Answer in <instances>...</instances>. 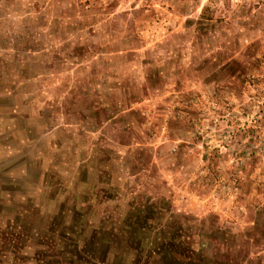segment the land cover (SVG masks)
<instances>
[{
  "label": "rangeland",
  "instance_id": "374dc122",
  "mask_svg": "<svg viewBox=\"0 0 264 264\" xmlns=\"http://www.w3.org/2000/svg\"><path fill=\"white\" fill-rule=\"evenodd\" d=\"M146 226L264 264V0H0V264Z\"/></svg>",
  "mask_w": 264,
  "mask_h": 264
},
{
  "label": "trees",
  "instance_id": "16d2710c",
  "mask_svg": "<svg viewBox=\"0 0 264 264\" xmlns=\"http://www.w3.org/2000/svg\"><path fill=\"white\" fill-rule=\"evenodd\" d=\"M127 226L131 228V231H129V229L127 228L123 229V227H121L119 230L116 229V234L120 235L126 233L128 235H132L134 227L135 226L138 227L139 225L136 223H131L128 224ZM174 227L176 229L172 231L171 233L172 235L170 238L168 236H163V233H160L159 234L160 237H157L155 240L150 239L149 248L147 249L144 248V245L147 243L146 238H148L149 234L152 232L151 231L152 227H148V226L143 227L142 229L146 232L142 234V232L138 230V237H136L135 240L133 239L132 236H129L128 239L126 238L125 241L130 245L128 246L129 249L127 251H129L131 254L134 252L135 258L139 257L144 250L148 251L147 256L144 257L146 259L144 264H148V260L152 258V256L158 257V264H193L195 260L198 261L197 264H208V261H206L205 258H200L201 254L195 251L194 248L191 249V245H188L185 242V239H183V237L179 238L178 236H176L177 229L180 228L176 226ZM246 233L250 236H255L256 229H253L250 232H246ZM229 236L230 239L236 241L235 234ZM238 237L240 238V236ZM132 245H135V247ZM230 254H231L230 252H226L223 254L225 262H222V259H218V257H221L220 254L216 255L212 258L210 264H240L241 261L244 260L243 258L231 256ZM125 260L126 259L123 260L122 257L119 258L114 257L110 264H114L115 261L116 264H127V261ZM183 261H186V263H184ZM138 262H140V260H137V263Z\"/></svg>",
  "mask_w": 264,
  "mask_h": 264
}]
</instances>
